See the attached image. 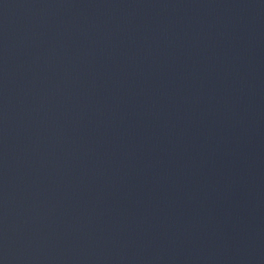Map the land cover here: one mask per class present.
I'll return each instance as SVG.
<instances>
[{"label":"water","instance_id":"1","mask_svg":"<svg viewBox=\"0 0 264 264\" xmlns=\"http://www.w3.org/2000/svg\"><path fill=\"white\" fill-rule=\"evenodd\" d=\"M0 264H264V0H0Z\"/></svg>","mask_w":264,"mask_h":264}]
</instances>
